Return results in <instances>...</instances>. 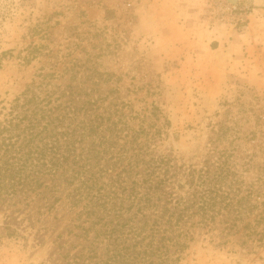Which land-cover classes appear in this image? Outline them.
<instances>
[{
    "label": "rangeland",
    "instance_id": "1",
    "mask_svg": "<svg viewBox=\"0 0 264 264\" xmlns=\"http://www.w3.org/2000/svg\"><path fill=\"white\" fill-rule=\"evenodd\" d=\"M41 68H71L61 82L75 75L126 112L157 108L158 153L199 167L224 150L264 195V0H0V112ZM69 218L59 209L17 226L23 237L0 240V264H52ZM181 264H264V244L198 237Z\"/></svg>",
    "mask_w": 264,
    "mask_h": 264
},
{
    "label": "trees",
    "instance_id": "2",
    "mask_svg": "<svg viewBox=\"0 0 264 264\" xmlns=\"http://www.w3.org/2000/svg\"><path fill=\"white\" fill-rule=\"evenodd\" d=\"M67 70L41 68L0 112V240L65 209L52 264H181L198 237L263 246V184L234 176L224 150L176 164L156 149L157 108L126 112L75 75L61 82Z\"/></svg>",
    "mask_w": 264,
    "mask_h": 264
},
{
    "label": "built area",
    "instance_id": "3",
    "mask_svg": "<svg viewBox=\"0 0 264 264\" xmlns=\"http://www.w3.org/2000/svg\"><path fill=\"white\" fill-rule=\"evenodd\" d=\"M231 9H233V10L237 9V4H232L231 5ZM239 19L241 21H243L244 20V15L240 14Z\"/></svg>",
    "mask_w": 264,
    "mask_h": 264
},
{
    "label": "water",
    "instance_id": "4",
    "mask_svg": "<svg viewBox=\"0 0 264 264\" xmlns=\"http://www.w3.org/2000/svg\"><path fill=\"white\" fill-rule=\"evenodd\" d=\"M231 1H234V0H231Z\"/></svg>",
    "mask_w": 264,
    "mask_h": 264
}]
</instances>
